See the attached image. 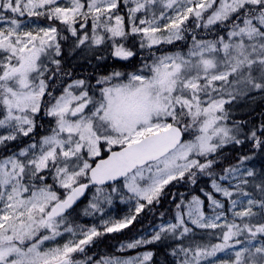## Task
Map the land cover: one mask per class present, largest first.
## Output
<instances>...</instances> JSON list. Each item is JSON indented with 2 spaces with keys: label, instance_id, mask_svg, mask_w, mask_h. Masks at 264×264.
<instances>
[{
  "label": "snow or ice",
  "instance_id": "1",
  "mask_svg": "<svg viewBox=\"0 0 264 264\" xmlns=\"http://www.w3.org/2000/svg\"><path fill=\"white\" fill-rule=\"evenodd\" d=\"M158 3L173 9L174 15L165 16L160 11L157 16L154 9ZM124 7L126 16L121 14ZM141 12H151V19L139 17L137 13ZM25 16L58 21L63 28L49 25L30 29L20 19ZM189 17L195 19L197 27L227 30V40L223 35L215 40L193 36L187 57L180 53L153 54L151 64L128 73L126 82L125 73L113 70L97 80L98 84L109 85L100 89L99 98L89 94L85 79L74 80L54 98L55 103L46 113L56 118L52 134L0 161V264H149L152 251L127 259L102 257L96 261L90 256L76 259L74 254L84 253L94 238L130 228L146 207L141 201L148 205L159 202L166 186L174 181L189 179L195 183L197 171L213 177L212 191L204 195L214 215L206 216L201 210L204 201L193 197L186 213L180 211V204L176 205V223L161 225L150 239H133L121 245L122 249L163 242L169 234L173 239H183L193 231L185 215L199 229H221L222 242L178 245L170 253L177 258L176 264H216L209 258L232 248L230 241L245 230L251 238L264 234V224L253 231L247 223L243 227L234 221L218 223L225 217V204L216 194L228 200L232 211L242 203L240 196L250 195L242 187L250 181L241 178V170L235 165L223 168L219 176L220 181H228V186L214 178L219 164L214 154L226 144L243 143L238 138L239 122H234L232 128L220 123L228 118L224 105L229 101L223 94L237 100L254 91L264 93V0H66L63 4L59 0H0V23L6 25L0 27V128L9 130L0 135V145L6 147L19 135L29 137L36 127L32 114L41 110L47 81L71 75L62 68L60 40L74 38L70 54L81 56L94 53L93 46L110 42L111 55L128 61L137 55L133 50L136 36H141V49L171 44L184 39L183 25ZM197 125L200 134L194 140L182 139ZM262 137L264 123L250 130V136L245 134L255 148H264ZM105 145L111 155L97 162L95 158L101 157ZM112 145H120L122 150L112 151ZM193 156L202 157L203 162ZM248 159L242 156L241 163ZM50 166L55 170L54 179L65 190L63 196L45 183L42 173ZM254 175L251 169L243 174ZM120 177L132 194L127 199L136 198L134 210L130 208L122 219H102V231L96 226L86 230L77 226L81 239L47 246L64 233L77 235L76 229L69 226L68 210L90 185L97 187L89 207L103 213L102 203L111 204L112 196L99 186ZM233 180L238 183L233 185ZM255 187L261 199H248L246 208L233 211L234 217L255 216L253 208L257 206L264 214V178ZM85 214L92 213L86 209ZM249 245L235 252L231 264H264V244L254 250L250 241Z\"/></svg>",
  "mask_w": 264,
  "mask_h": 264
},
{
  "label": "trees",
  "instance_id": "2",
  "mask_svg": "<svg viewBox=\"0 0 264 264\" xmlns=\"http://www.w3.org/2000/svg\"><path fill=\"white\" fill-rule=\"evenodd\" d=\"M162 10V3H158L155 6V11ZM126 16L125 7L121 12ZM144 13L142 12V15ZM42 21L46 19L39 18ZM47 23H52L55 26L63 28L59 22L47 21ZM196 21L193 17H189L183 27L186 29L182 34L184 39L175 40L171 44L169 43H161L158 45H153L151 48L145 47L141 49L139 47L141 36L135 37V45L133 50L137 52V55L131 58L128 61L119 60L111 55V47L110 42L108 45H100L93 46L95 49L94 53H88L86 56L77 55L76 52L70 54L71 41L74 38L69 40H60L62 46V68L71 73L70 76H63L62 78H58L55 80L47 81L49 87L46 91L44 97L41 102V110L36 113L35 122L36 129L29 137H18L15 141L7 142V147L4 145H0V160L11 153L16 152L18 149L22 148V146L31 141L33 138H36L37 133H46L49 132L52 127L56 125L55 117L47 115V109L50 105L55 102V97H59L63 88L69 84L70 82L76 79H84L90 85V93L96 95L103 86L107 84H98L97 80H99L103 76H107L113 72V70L120 71L125 73V77L128 73H132L141 69L145 63L152 62L154 56L158 57L159 55H163L166 53H182L187 57L188 51L193 44V36L196 37L197 40H215L220 35L225 36L227 40V30L217 28L216 26H211L209 29H205L203 27H197ZM90 34V29H89ZM61 35H68L70 33L62 32ZM145 44L147 42L145 41ZM80 49H77L79 52ZM154 54V56H153ZM103 57L102 59H97V57ZM50 68H54L53 65H49ZM95 80V81H94ZM93 82V84H92ZM112 82H116L115 80ZM221 82H216L217 86L220 85ZM225 87H229L225 85ZM51 92L52 95L49 96L48 92ZM259 94L258 97H253L254 95ZM217 98H220L219 94ZM223 98L228 103H225L224 108L227 112V119L223 120V122L232 128L234 122H239L241 126V132L239 137L243 143L240 145H235L233 143H229L224 145L217 154L215 158L219 160V164L215 167L214 171L216 172L215 179H218L221 174H223V168L228 167L230 165H238L241 163L242 156H248L250 159L243 161L249 162L253 159L264 158V148H255L253 146V141L251 139H245V134L250 136V130L259 129L260 125L264 123V93H260L258 91H254L249 93L247 96L243 98H239L237 100H230L227 94H223ZM258 101H256L257 99ZM206 99V98H205ZM257 103V104H256ZM3 116V109L0 107V119ZM194 133H185L184 139L191 136ZM259 135V132L257 133ZM39 135V134H38ZM26 140H25V139ZM264 139V137H262ZM117 148V147H115ZM107 152L103 151L101 156L105 155ZM213 158V157H209ZM96 159V158H95ZM203 162V158L199 157ZM242 164V163H241ZM54 168L48 170L47 175H52ZM193 171H197L193 169ZM264 178V177H261ZM261 178H249L250 183L248 185H244L245 190L250 193L254 199H261V194L258 188L255 187L256 184L260 183ZM196 182L192 183L191 180L185 179L182 181H174L168 186H166L164 190V194L159 198V202L153 201L151 205L145 203L146 207L144 210L138 215L137 220L134 222L132 226L128 229H123L121 232L116 233H105L104 235L94 238L93 243L85 246L84 253H76L74 254L76 259L84 260L86 256L92 257L93 260L99 259L101 257H114L118 254H127L131 252H136L138 249H133L131 251H119L117 246L120 242L125 240H130L138 234L144 232L151 226L157 224L160 221L171 219L175 216L177 212V204L181 205V209L184 205L190 201L194 196H201L205 199L204 192L212 190L211 181L213 177H209L208 175L199 173L197 171ZM52 182L56 180L52 179ZM117 183V182H116ZM113 183V184H116ZM52 184V183H51ZM113 184H110L111 186ZM52 186H54L52 184ZM108 185L101 186L105 189L106 192L110 191V187ZM96 186H90L85 197L79 201L72 209H69L68 213V221L69 223L79 222H89L92 220L96 221V216L91 217L92 215H96L87 206L88 193L90 194ZM203 190V191H202ZM61 196L65 194V191L61 192ZM102 208L104 211L107 208V202L102 203ZM88 212H92V214H85V210ZM180 209V210H181ZM192 233L186 234L183 239H173L171 238V234H169V238L163 242H158L152 245H146V249H150L154 255L152 261L149 264H176V257H173L170 253L172 248L177 247L178 245H189L191 242L195 241L197 243L211 241L212 243H219L222 239L221 237V229H199L197 227H192ZM102 231V230H101ZM264 241V234L259 233L258 235ZM183 257H179L182 259Z\"/></svg>",
  "mask_w": 264,
  "mask_h": 264
},
{
  "label": "rangeland",
  "instance_id": "3",
  "mask_svg": "<svg viewBox=\"0 0 264 264\" xmlns=\"http://www.w3.org/2000/svg\"><path fill=\"white\" fill-rule=\"evenodd\" d=\"M59 2L61 4H63V3H66V0H59ZM125 11L127 13V8L126 7H125ZM160 11H163L165 13V16L174 15V10L173 9H165L163 7V4H162V10L159 9L156 12L157 16H159ZM9 15H10V13H9ZM137 15L139 17H141V18H144V19H151V12H149L147 15H145V13L142 15V12L141 13H137ZM20 19L24 22V25L27 28H30V29L31 28H35V27H48L49 25L55 26L52 23H47V20L45 22V20L42 21L41 19H39L37 17H27V16H25V17H20ZM137 23H138V21H137ZM160 23L163 24V23H165V21L161 20ZM2 26H6V25L3 24V23H0V27H2ZM145 41L147 42L146 39H145ZM166 54L173 55V54H176V53H166ZM180 54H182V53H180ZM163 55H165V54H163ZM182 55H184V54H182ZM159 56H162V54L159 55ZM147 64L150 65L151 62H148ZM126 81H127V76H126V78H124V82H126ZM72 82H70V83H72ZM37 83H38V81H37ZM107 86H109V85H105L103 87H107ZM92 96H94V98H99L100 97V90H99V92L96 95L92 94ZM258 96H259V94H256L253 97H258ZM42 98H41V102H42ZM51 106L52 105H50L49 108ZM32 115L34 116L35 114H32ZM2 118H3V116L1 117V119ZM34 118H35V116H34ZM55 121H56V118H55ZM220 123L225 125V126H227V127H229L223 121H221ZM35 125H36V122H35ZM55 127H56V125L54 127H52V129L55 128ZM35 129H36V127H35ZM52 129L49 132H46V133H37V136H35V137H37L36 140H35V138H33L31 141L26 142L22 146V148L18 149L14 153L18 154L21 149L27 148L28 145H30L32 143H37L38 144L44 136H48V135L52 134ZM8 131H9L8 129L0 128V135H6ZM189 133H194V134H191V136H189L188 138H186L184 140H194L195 136L200 134L199 131H198V125L194 126L191 129H189ZM62 135H66V134H62ZM18 137L20 138V137H22V135H19ZM107 147L108 146L105 145L104 148L102 149V152L103 151L108 152L107 151ZM111 147H112V149H115V147L119 148L121 146L120 145H112ZM102 152H101V154H102ZM14 153H11L10 155H12ZM8 156H6V157H8ZM6 157L2 158L0 161L5 159ZM193 158L199 159V157H195V156H193ZM21 159H23V157H21ZM235 166H238L240 168V170H241V178L249 179V178H261V177H264V158L253 159L252 161L244 162L242 164L240 163V164L235 165ZM249 169L254 171V173H255L254 177H244L243 176V174ZM47 173H48V170H45L44 173H42L43 175L46 176L45 183H47L49 185L53 184L54 186H52V190L56 191L58 195H62L61 192L65 191V190L60 188L59 183L57 181H56V185H55V182L54 183L52 182V179H53L54 174H55V170L52 172V175H50V176L47 175ZM145 176H147V173H145ZM216 180H217V182L223 184L224 186H228V181H220L219 178L216 179ZM140 183L143 185L145 183V181H140ZM236 183H238V181H236V180L232 181L233 185L236 184ZM108 186H111V185H108ZM242 187L245 190L244 185H242ZM112 188H116L117 191L116 192H112ZM95 191H96V187L94 188V190L90 194L88 193V199H87L88 201H87V206L85 208H88L89 205H90V202H92L93 195L95 194ZM210 191H212V190H210ZM210 191H205V192H210ZM106 193H111L112 202H111V204L107 203V208H106L105 211H103V213H98V214L96 213V215H92L91 216V217L96 216V218H97L96 221L92 220V218H91V220L89 222L69 223V226H71V227L76 229L77 235L75 237H72L70 234L64 233L61 237H57L55 242H48L47 246H55L57 243L58 244H63L68 239H75V240L81 239L82 236L80 235V228H78L77 226H82L85 230L90 228V227H92V226H96L98 228V230H102V228H103V226L101 224V220L102 219H104V220H107L109 218L122 219L124 216L129 214L130 208L132 210H134V207H135V204H136V198L133 197V199L131 201H129L127 199L129 196H132V194L129 193L127 188L124 186V179H122L121 181L117 182L116 184H113L110 187V191H108ZM194 197H199L201 200L204 201V204L202 205L201 210L205 213L206 216H213L214 215V213L212 212V209L209 207V201L207 200L206 196H204L205 199L203 197H201V196H194ZM216 197H217V199H222L224 204H225V217H226V220H225V217H221V219L218 221L219 224H224L226 221L228 223H231V222L234 221L236 224H238L241 227H243V224L247 223L253 228V231L255 230V227L259 226L260 224H264V214L260 213V209H259L258 206L253 208V211L255 213H257V215H255V216L244 217V218L234 217L233 216V211H241V210H243L244 208L247 207V200L250 199V198L254 199V197L251 194L249 196H240L239 200L242 203L238 204L237 207L234 210H232V211H229L231 206H230V204H229V202H228V200L226 198L220 197L219 194H216ZM236 198H237V196L234 195L233 199H236ZM191 201H192V199L190 201H188L180 211L183 212V213H186L187 210H188V206H189ZM141 202L142 203H147L146 201H141ZM89 210L92 211L90 207H89ZM176 215H177V212L175 213V216L173 218L160 221L157 224H155V225L151 226L150 228H148L147 230H145L144 232H142V233L138 234L137 236L133 237L132 239L120 242L118 244V246H117V249L119 251H131V250H133V249H127V248L122 249L121 245H126L127 243L131 242L133 239H140L142 237L150 239L151 236L154 234V232L159 231L161 225L167 226L169 223H176L177 222L176 221ZM184 219H185L186 224H187L188 227H190V228L196 227L195 225L191 224V222L188 220L187 215L184 216ZM61 232H63V226L61 227ZM258 235H259V233H257L255 238H251L250 233L245 230L240 236L234 237L232 239V241H230V243L233 245L232 248H229V249H226L223 252L217 253L215 257H211V258H209V260L215 261L216 264H220L221 261H228L229 264H231V262L234 261V259H235V252L236 251H240L244 247H249L250 246L249 245V241L251 242V246L253 247V250H254V247H259L262 244H264V241ZM237 240H239L241 243L237 244L236 243ZM221 242H222V240L219 243H221ZM138 248H135V249H138L136 252H131V253H127V254H122L121 253V254H118V255H116L114 257L127 259V258H130V257H135L137 255H140V254L144 253L145 251H151L150 249H146V245L140 246ZM101 258L96 259V260H100ZM96 260H94V261H96ZM202 264H207V261H202Z\"/></svg>",
  "mask_w": 264,
  "mask_h": 264
},
{
  "label": "water",
  "instance_id": "4",
  "mask_svg": "<svg viewBox=\"0 0 264 264\" xmlns=\"http://www.w3.org/2000/svg\"><path fill=\"white\" fill-rule=\"evenodd\" d=\"M182 139H184V136L182 137ZM122 149H121V147H119V148H116V149H112V151H121ZM109 155H111V153L110 152H108L105 156H103V157H99V158H97L96 160H97V162L99 161V159H107L108 158V156ZM123 179V177H120V178H118L116 181H107L106 183H105V185H108V184H112V183H115V182H118V181H120V180H122ZM103 186V185H102ZM86 192H87V190H86ZM86 192H85V194H86ZM85 194H84V196H85ZM84 196H81L77 201H76V203L73 205V207L80 201V200H82L83 199V197Z\"/></svg>",
  "mask_w": 264,
  "mask_h": 264
},
{
  "label": "bare ground",
  "instance_id": "5",
  "mask_svg": "<svg viewBox=\"0 0 264 264\" xmlns=\"http://www.w3.org/2000/svg\"><path fill=\"white\" fill-rule=\"evenodd\" d=\"M48 21V20H47ZM85 79V78H84ZM95 81V80H94ZM92 84H93V82H92ZM90 86V85H89ZM257 99V98H256ZM256 101H258V99L256 100ZM259 101H261V100H259ZM258 101V102H259ZM257 104V103H256ZM27 138V137H26ZM25 139V138H24ZM26 140V139H25ZM18 141V140H17ZM16 142V141H15ZM7 147V146H6ZM124 254V253H123Z\"/></svg>",
  "mask_w": 264,
  "mask_h": 264
}]
</instances>
